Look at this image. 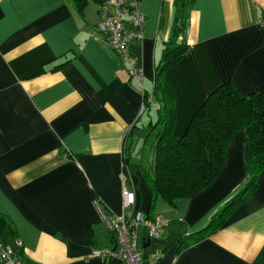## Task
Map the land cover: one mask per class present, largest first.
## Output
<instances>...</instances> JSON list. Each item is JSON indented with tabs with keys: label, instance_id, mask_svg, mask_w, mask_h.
Instances as JSON below:
<instances>
[{
	"label": "crops",
	"instance_id": "crops-1",
	"mask_svg": "<svg viewBox=\"0 0 264 264\" xmlns=\"http://www.w3.org/2000/svg\"><path fill=\"white\" fill-rule=\"evenodd\" d=\"M84 1L79 11L70 0H0V238L21 240L24 264H102L97 252L115 236L93 202L122 213L121 173L135 194L132 210L148 213L144 141L134 154L157 118L154 69L177 23L185 22L189 51L170 71L176 137L221 84L243 96L264 92V0H141L143 38L128 51L142 86L97 29L105 0ZM244 142L237 131L221 173L196 196L156 199L151 216L171 221L156 250L148 249L153 239L145 246L158 257L166 247L158 264H251L264 249V171L217 231L182 250L176 242L247 183Z\"/></svg>",
	"mask_w": 264,
	"mask_h": 264
},
{
	"label": "trees",
	"instance_id": "trees-1",
	"mask_svg": "<svg viewBox=\"0 0 264 264\" xmlns=\"http://www.w3.org/2000/svg\"><path fill=\"white\" fill-rule=\"evenodd\" d=\"M70 2L79 11L85 5L84 0ZM184 28V21L174 26L154 69L152 96L159 102L157 118L150 123L143 139L149 156L151 152V158L142 167V176L150 192V206L146 215L153 218L151 211L157 198L173 204L176 199L192 198L210 186L224 168L229 145L239 130L245 132L244 158L249 179L212 215L205 227L179 237L176 240L178 250L217 231L256 190L260 174L264 171V92L243 96L233 83L225 82L209 93L194 113L185 133L180 137L174 135L177 94L170 71L189 51V44L183 37ZM151 101L144 93L145 108ZM130 133L131 130L127 135L130 136ZM127 148L124 144L126 162ZM147 244L146 241L143 245L146 259L149 257L145 249ZM165 249L154 264L160 262ZM102 264L123 263L110 260ZM251 264H264V249Z\"/></svg>",
	"mask_w": 264,
	"mask_h": 264
},
{
	"label": "built area",
	"instance_id": "built-area-1",
	"mask_svg": "<svg viewBox=\"0 0 264 264\" xmlns=\"http://www.w3.org/2000/svg\"><path fill=\"white\" fill-rule=\"evenodd\" d=\"M144 22L141 0H105L100 6L97 23L98 31L114 53L131 65L129 72L136 77L140 86L142 70L136 67V59L129 54L128 45L133 40L143 38ZM260 24L264 26V18ZM126 178V174H120L123 182L121 214L112 212L98 197L94 199L100 221L115 236L114 245L99 250L97 256L105 262L117 260L123 264H154L158 256L150 255L146 259L143 245L148 239H162L171 221L162 216L149 218L144 212L133 211L135 194L125 185ZM0 264H24L20 239L9 244L0 238Z\"/></svg>",
	"mask_w": 264,
	"mask_h": 264
},
{
	"label": "rangeland",
	"instance_id": "rangeland-1",
	"mask_svg": "<svg viewBox=\"0 0 264 264\" xmlns=\"http://www.w3.org/2000/svg\"><path fill=\"white\" fill-rule=\"evenodd\" d=\"M138 140H136V137L133 139V140H130L129 144L130 146L134 145V143H137ZM147 148V147H146ZM142 149H143V139H142V143L141 144H138L137 146V149L135 151V154H139L140 152H142ZM145 149V147H144ZM150 158H151V152H150ZM132 163V162H131ZM134 168H136V166H134ZM127 180V178H126ZM159 241V240H158ZM149 250H152V249H155L156 250V245L154 243V240L151 241V244H149V247H148Z\"/></svg>",
	"mask_w": 264,
	"mask_h": 264
}]
</instances>
